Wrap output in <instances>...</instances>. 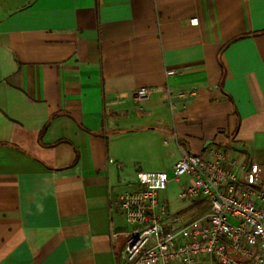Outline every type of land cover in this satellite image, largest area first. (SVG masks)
Instances as JSON below:
<instances>
[{"label":"crops","instance_id":"obj_1","mask_svg":"<svg viewBox=\"0 0 264 264\" xmlns=\"http://www.w3.org/2000/svg\"><path fill=\"white\" fill-rule=\"evenodd\" d=\"M210 144L264 185V0H0V264H126L136 173Z\"/></svg>","mask_w":264,"mask_h":264},{"label":"built area","instance_id":"obj_2","mask_svg":"<svg viewBox=\"0 0 264 264\" xmlns=\"http://www.w3.org/2000/svg\"><path fill=\"white\" fill-rule=\"evenodd\" d=\"M154 92L141 87L135 98ZM172 180L180 182L175 201L162 193ZM120 207L134 225L124 247L126 264H264L259 166L238 164L217 144L184 152L171 175L137 172L136 188L120 197Z\"/></svg>","mask_w":264,"mask_h":264},{"label":"rangeland","instance_id":"obj_3","mask_svg":"<svg viewBox=\"0 0 264 264\" xmlns=\"http://www.w3.org/2000/svg\"><path fill=\"white\" fill-rule=\"evenodd\" d=\"M143 140V137H142ZM145 141V140H143ZM162 150V148H159L158 151L160 152ZM173 150H175L173 148ZM166 150L163 149V154H165ZM140 164H138V166H142V169L144 170H149V171H153V170H170V166L172 161H166L164 159V157L162 155H156V157H154L152 154L149 153V151H147L146 149L143 148V152L140 153ZM169 174L171 175V172H169ZM184 179L182 178V181ZM179 183L177 181L172 180L167 187L166 191H163V195L164 197H166L169 201H175L177 200V194L179 192ZM127 191H131L130 189ZM124 228L126 229V231L128 232H132L134 225L129 224L127 221L123 220L122 222Z\"/></svg>","mask_w":264,"mask_h":264}]
</instances>
